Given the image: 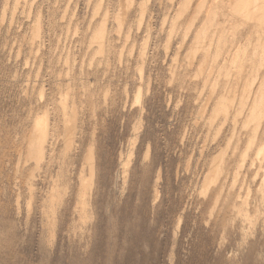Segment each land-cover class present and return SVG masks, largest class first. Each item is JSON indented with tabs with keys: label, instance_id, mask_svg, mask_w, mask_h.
I'll return each instance as SVG.
<instances>
[{
	"label": "rangeland",
	"instance_id": "obj_1",
	"mask_svg": "<svg viewBox=\"0 0 264 264\" xmlns=\"http://www.w3.org/2000/svg\"><path fill=\"white\" fill-rule=\"evenodd\" d=\"M148 1L142 26L136 23L141 14L136 4L127 13L135 26L129 31L127 21L121 29L134 43L128 39L124 45L125 34L110 30L112 41L99 53L94 29L100 17L98 0H0V264H264L262 170H256L257 140L250 146L246 141L252 128L242 134L240 153L234 155L232 115L225 119L218 112L210 117L213 102L204 111V95L201 99L193 90L201 86L191 78L193 66L182 65L178 78L170 80L169 66L181 38L173 35L167 42L177 0ZM117 3L105 2L111 13ZM148 21L150 29L145 27ZM146 34L149 45L142 54ZM185 43L179 61H184ZM66 102L79 111L76 144L69 151L65 133L71 124L62 114L68 109ZM45 114L55 139L49 138L45 160L37 168L35 160L25 157V139L38 121L41 127ZM89 145L96 179L93 214L84 222L78 192L81 175L88 173ZM246 145L249 149H243ZM245 151L243 159L239 154ZM220 153L229 155V159L224 155L229 170L205 192L202 181ZM56 177L68 192L62 200L48 202ZM246 196L248 211L258 208L256 222L231 212L232 205H240Z\"/></svg>",
	"mask_w": 264,
	"mask_h": 264
},
{
	"label": "bare ground",
	"instance_id": "obj_2",
	"mask_svg": "<svg viewBox=\"0 0 264 264\" xmlns=\"http://www.w3.org/2000/svg\"><path fill=\"white\" fill-rule=\"evenodd\" d=\"M103 1L106 2V0H98L97 7H96V12L100 13V17H98L97 22L94 25V29H96V43L98 45V48H97L98 52L102 51L104 49L105 45L110 44L109 40L112 41L109 38V35L112 32V31L110 32V30L116 31L118 33L121 32V29L124 28L123 26L128 21L127 20V15L129 14L128 11H130V9L135 7L136 4H137V7L139 5V7H140L139 10H140V13H141V14L138 15L139 16L138 18L136 17L137 18V22L136 23H138V25L140 23H143L142 21L145 18L143 20H141V18L146 15V14L145 15H143V14L145 13V10H146V7H147L146 2L148 0H140L139 2H137V0H118L117 5L115 4L116 8H114V11L112 13L109 10V7L112 6V5H110L109 2H108V4H109V7H108L106 5L107 3L105 4V2H104V5L107 6V7H105L103 5ZM107 1H109V0H107ZM148 2L150 3V1H148ZM153 2H155V0ZM156 2H157V0H156ZM158 2H160V1H158ZM172 4H174V2ZM149 5H151V4H149ZM158 5H160V4H158ZM173 6L174 7H173L172 17L170 18L171 20H169L170 21L169 29L167 28L169 30L168 31L169 35L167 36L168 38L166 36L164 38H167V42L169 40H171V36H173V35H177V36L180 35L181 38L178 37L179 41L177 42V44L178 43L179 44L176 47V52H175V55L173 57V63H172V59H171V63H172V64H170L171 67L169 65H167V66H169V69H170V70H168V71H170L169 72L170 73L169 78L171 77L170 80L178 78L179 68L182 65H185V66H188V67H192L193 66V70H189V71H193L192 72L193 74H192V76L189 74V77L190 76H191V78L193 77V79H195L196 81L198 80L200 82V84H201L200 87H196L195 88V86H193L195 88L193 90L197 91V97H199L200 95L201 96L204 95L203 96L204 99L200 96L201 99H203L204 102H205V103L203 102L204 106L201 103L204 111L207 108V105L209 104V102L210 103L213 102L212 103V107L210 106L211 107V116L210 117L213 118V116L216 113H218V112L219 113H223L225 115L224 116L225 119H227L229 117V115H232V117L230 116L231 117V124H232V128H231L232 131L230 133L231 134L230 135V139L233 140V145H232V149H231L232 151L230 150V152H233V154L237 153V152L240 153L239 152V142L241 141V139H243V138H241L242 134L245 133V135H246V132L248 131L247 130L248 127L252 128V130L250 132L251 134L249 132H248L249 135L247 134L248 140H246V141H248V143H250V144H247V143L246 144L249 145V146L252 145V144L255 145V141L256 140L258 141V139H259V138L257 139V136H259L258 133L260 131L262 132L263 136L261 134H260L261 137L259 136L260 138H262V140L261 141L259 140V144H257V141H256L255 157L254 156L253 157L257 159V168H256L257 172L262 170V176H261V180H260L261 184L259 183V186L260 187L261 186L264 187V0H177L176 4L173 5ZM170 8H171V5H170ZM146 12H148V11H146ZM168 13H170V12H168ZM162 15H164V14H162ZM130 16H128V17H130ZM151 17L152 16H149V19ZM110 20L112 22L111 23L112 24L111 25L112 28L108 27V24H110L109 23ZM132 21L133 20H131V21L129 20L127 22L129 31H130L131 26H133L132 25V23H133ZM165 21H166L165 19H163V22L160 21V22H162V26L163 27H164ZM146 23H147V26H145V27L150 29V22L148 21ZM138 25H136L137 28H138ZM140 26H142V24H140ZM151 26H152V24H151ZM160 28H161V26H160ZM161 29H158L157 31H159V30L161 31ZM164 29H166V27H164ZM124 31H123V33H124ZM149 32H152V30L149 31ZM123 33L122 34L120 33L121 36L123 35ZM124 34H125V36H123V37H125V39H123L124 43H123V41H121L119 39V37H118V39L125 45V41L128 40L129 36H131V35L130 34L128 35V32L124 33ZM149 34H153V32L149 33ZM147 35L148 34H146V38L144 40V43L141 46L142 54L144 52L146 53L145 50L148 49L146 46L149 45V43H147V41L149 40L148 38H150V37L147 38ZM163 35H165V34H163ZM133 36H134V34H133ZM149 36H151V35H149ZM136 37H137V35H136ZM131 38H132V36H131ZM186 38L187 39L189 38L188 44H187V42L185 43ZM175 39H176V36H175ZM114 41H116V40H114ZM114 41H113V43H114ZM132 43H134V42L131 41V44ZM183 43L187 44L186 49L184 50V53H183L184 61L183 60L179 61V56H182L180 54L182 51L180 52V50L182 48ZM111 45H112L111 47H114L113 44H111ZM140 45H141V42H140ZM171 45H173V44H171ZM127 46L129 48V45H127ZM166 46H169V45L166 44ZM135 47H136V44H135ZM153 47H155V46H153ZM119 49H121V48H119ZM139 49H140V47H139ZM156 49L158 50V48H156ZM131 50L133 51V49H130V51ZM149 50H151V49H149ZM153 50H155V49L153 48ZM165 50H166V48H165ZM116 51H117V49H116ZM128 51H126V52L128 53ZM132 51H131L130 55H132ZM120 54H123V53L121 52ZM122 56H124V55H121V57ZM146 56H147V54H146ZM146 56L143 57V60H144V58ZM165 57H167V56H165ZM126 58L129 59L128 56ZM117 59H118V57H117ZM120 59H118V60H120ZM118 60H116V61H118ZM122 60H123V58H122ZM141 60H142V58H141ZM125 63H126V61H125ZM135 65H136V63H135ZM142 70H143V67H142ZM145 70H143V71H145ZM139 71H141V70L139 69ZM183 72L185 73V71H183ZM137 73L139 74V72H137ZM141 75H142V71H141ZM181 75H183V73ZM186 75H188V74L186 73L184 75V77H183L184 79H185ZM149 78H150V76H149ZM181 78L178 79L179 82H180V80H182ZM145 79L147 80V78H145ZM190 79H188V81H190ZM141 81H142V78H141ZM141 81H139V82H141ZM171 82H170V85L172 84ZM142 84H144V83H142ZM147 85H149V84L147 83ZM167 85H169V84H167ZM188 85H190V84L188 83ZM198 85H196V86H198ZM126 86H128V85H126ZM189 88H191V85H190V87H188V90H189ZM137 89L141 90L142 88H137ZM186 89H184V91ZM136 91H139V90H136ZM189 92H190V90H189ZM138 94L139 93L134 94V95L137 96V98H139L141 95H143V94H141V95L139 94L140 95L139 96ZM140 98H142V97H140ZM63 99H62V102L65 101ZM195 102H196V100H195ZM74 103H75V101H74ZM74 103H70V104L68 102H66L65 104L63 103V105H65L64 109H65V107L68 108L66 111L62 112V114L64 116L63 120L67 121L68 125H69V122L71 124L69 127H67V130H69V132L67 131L65 133V149L67 151H69L68 149H71L74 146V144H76L75 143V138H74L75 133H76V131H75V127H76L75 126V123H76L75 122V116H76V113H79V111L76 112L75 108H77V106L75 107ZM168 104H169V102H168ZM199 113H201V112H199ZM219 113L217 115H219ZM38 119H40V118H38ZM41 119H43V118H41ZM54 120H56V119H54ZM136 120H138V119H136ZM40 121L42 122V120H40ZM48 121L49 120L47 119V114H45V120L42 122L43 125H42V123H40L41 127L38 128L39 121L37 122V126H35L36 124L34 123L35 125L33 127H31V129H30L31 131L28 133L27 138L25 137L26 138L25 140L27 141V142H25V143H27V151H26V156L25 157H29V158H32L33 160H35V162L37 164L36 165L37 168L40 167L41 161L43 162V159L45 158L44 153H46V151H47V149L45 151L46 143H48L49 142V138H51L53 136L52 135L50 137V135H51L50 126L52 124L49 126L50 122H48ZM209 121H210V119H209ZM35 122H36V119H35ZM53 123H54V121H53ZM131 126H133V124ZM55 127H57V126H55ZM137 129H139V128H137ZM136 132H138V131H136ZM133 134H136V133L134 132ZM25 135H26V133H25ZM53 138L54 137H52V139ZM23 139H24V137H23ZM129 141H131V140L129 139ZM132 141H133V139H132ZM54 142L56 143V141H54ZM231 143H232V141H231ZM50 145L51 144H49V147H50ZM247 145L243 149H245V148L249 149ZM252 147L254 148V146H252ZM230 148H231V146H230ZM52 149H55V148H52ZM51 151H53V150H51ZM75 151H76V148H75ZM132 151H133V149H132ZM20 153H21V151H20ZM223 153H220V156L218 157L219 161H217L216 158H215V162L217 161L218 163H216V164L214 163L215 165L210 167V169L207 172V175H205V178L203 180L204 182L202 181V183H203L202 186H203V189L205 190V192L206 191L208 192L207 188L209 186H211L210 184H213V182H214V184L216 183V180H217V178H219L220 174H223L224 172L227 173L228 170H229L228 167L224 165V163L226 161L224 162V155L225 154H223ZM243 153H245V155ZM243 153L241 152V154H239V155H241V157L244 159L243 156L248 155V153L246 151L243 152ZM130 155H129V158H130ZM225 156L228 157V159H229V155L228 156L225 155ZM243 159L241 160V162L243 161ZM83 160L85 161V163L88 162L87 163L88 164V173H87V177H82V175H81V178H80L81 181L79 180L81 187L79 189V192L78 191L77 192L79 194V199H80L79 202H80V205H81V209H80V211H81V219H82V221L85 222L93 214V212H92V198H93V190H94L95 179H96V163H95V157H94L92 145L91 146L89 145V147L87 148V154H86L87 162H86L85 159H83ZM128 160L130 162V159H128ZM128 160H126V162H125V164H127V165H128V163H127ZM252 160H254V159H252ZM243 162H245V161H243ZM243 162H242V164H243ZM212 163H213V161H212ZM254 163H255V161H254ZM237 164H238V162H237ZM242 164H240V165H242ZM252 164H253V161L251 162L250 165H252ZM84 166H80V169H81V167H84ZM240 168L242 169L243 167L241 166ZM33 171H34V169H33ZM125 171H126V169H125ZM235 174H238V173L236 172ZM122 175H124V174H122ZM239 175H240V173H239ZM59 176L61 177V174ZM236 178H237V175H236ZM234 179H235V177H234ZM235 181L233 183H235ZM224 184H225V182H224ZM231 185H233V184H231ZM261 188H258V189H260L262 191ZM201 189H202V187H201ZM203 189L201 191H203ZM247 189L250 190L251 188L249 189V186H247ZM222 190H223V188H222ZM222 190H221V193H222ZM263 190H264V188H263ZM240 191H242V190H240ZM67 192H68L67 191V186L61 185V182H60L59 178L56 177V179H54L51 182L50 195L48 193L49 196H46V197L49 198L48 202H50V201H58V200H62L64 198L63 195H65V193H67ZM248 192L250 193V191H248ZM248 192H246V195H247ZM203 193H204V191H203ZM200 194H201V192H200ZM219 194H220V192H219ZM200 196H202V195H200ZM247 196H249V194ZM247 196L245 197V199L243 201L241 200V202H240L241 204L240 205L233 204L232 205L233 208H232L231 212H233V210H234V212L236 214L235 216H238V217L242 218V220L244 219L245 221L248 220L249 222H251V221H255L253 219H255L257 217L259 212H258V208H256V206H255L254 209H252L253 210L252 212L248 211V209H247V202H248L247 200L248 199H246V198H248ZM263 196H264V194H263ZM218 198L216 196V199H215L216 203H217V199ZM224 200H226V199H224ZM211 209L214 210V207H212ZM80 211L78 210V212H80ZM76 214H78V213H76ZM233 221H235V220H233ZM207 222H209V221H207ZM232 224H233V222H232ZM255 224H257V223H255ZM241 226H242V224H241ZM242 227H244V225ZM248 230H250V229H248ZM243 232H244V230H243ZM244 235H246L245 232H244Z\"/></svg>",
	"mask_w": 264,
	"mask_h": 264
}]
</instances>
